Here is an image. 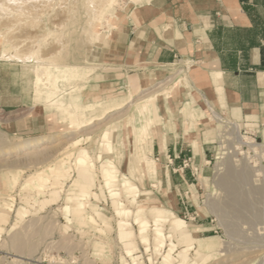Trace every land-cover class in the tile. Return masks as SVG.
Wrapping results in <instances>:
<instances>
[{"label": "rangeland", "instance_id": "obj_1", "mask_svg": "<svg viewBox=\"0 0 264 264\" xmlns=\"http://www.w3.org/2000/svg\"><path fill=\"white\" fill-rule=\"evenodd\" d=\"M71 1L49 59L95 68L88 53L149 0H115L103 9L97 36L88 25L95 14L91 0ZM2 46L0 39V60L15 62L1 56ZM1 63L0 90L12 79L19 98L0 100V264H264L263 126L206 96L223 117L213 118L187 63L145 79V88L121 83L83 91L87 80L72 81L77 87L64 97L75 109L72 118L53 109L61 98L37 94L21 62L23 70ZM182 70V83L156 92ZM22 80L29 82L24 99ZM148 91L155 98L74 127L84 118V103L121 101L129 93L136 99ZM23 119L29 129L16 126ZM32 139L36 143L23 146ZM163 139L182 145L180 153L172 149L179 162L158 151ZM60 160L69 164L67 173L57 171ZM44 170L47 182L37 177Z\"/></svg>", "mask_w": 264, "mask_h": 264}, {"label": "crops", "instance_id": "obj_2", "mask_svg": "<svg viewBox=\"0 0 264 264\" xmlns=\"http://www.w3.org/2000/svg\"><path fill=\"white\" fill-rule=\"evenodd\" d=\"M150 1L94 46L95 53H88L87 63L98 66L83 91L115 89L121 83L134 89L183 60L191 83L197 85L205 102L207 96L232 115L256 120L264 130V0ZM0 62L6 68L12 64L21 68L14 62ZM213 74H219L220 94ZM22 82L24 99L29 82ZM16 94L10 79L0 90V100L17 101ZM29 124L23 119L16 126L26 130ZM176 147L182 152V145L175 141L163 139L156 144L159 152L166 150L167 156H173L170 160L179 162L173 155Z\"/></svg>", "mask_w": 264, "mask_h": 264}, {"label": "bare ground", "instance_id": "obj_3", "mask_svg": "<svg viewBox=\"0 0 264 264\" xmlns=\"http://www.w3.org/2000/svg\"><path fill=\"white\" fill-rule=\"evenodd\" d=\"M114 1L91 0L90 5L93 3L94 9L92 11L95 10V14L92 18L90 17L91 20L88 25L95 33V36L99 33L96 30V25H103L105 21L101 14L103 9L111 7ZM72 2L74 1L0 0V39L3 44V54L1 56L5 60L19 61L22 63V67H26L34 76V84L36 85L38 95L45 93L48 96L61 98L62 100L53 103V109L61 112L67 118L75 116V109H70L72 106L64 100L65 95H70L71 93L72 96V91L77 87L75 85L71 86V82L85 81L95 70L94 66L62 65L49 59L51 53L60 44V39L56 37L58 35H55V32H58L69 18L70 11L73 8ZM184 73V71H180L175 76L168 78L163 84L156 87L158 89L156 92L158 94L159 92L162 94L169 93L177 82H183ZM213 79L216 90L220 94L222 87L218 83L220 80L219 74H213ZM66 84L69 85L68 90L64 88ZM147 86L146 82L142 85L143 88ZM156 94L154 91H148L141 97L133 99L129 93L126 99L121 101L91 100L83 104L82 109L85 111L84 118L74 122V127L78 130L91 125L95 121L108 117L116 110L127 107L129 102L138 103L150 100L155 98ZM205 103L209 106L213 118L218 120L223 119L218 112L211 108L208 102ZM234 128L238 130L236 123L234 124ZM34 143H36V139L26 142L23 146H29ZM16 145H8L6 149L11 146L16 147ZM255 145L258 144L255 143ZM60 161V164H57V171L67 173L69 164L66 165L67 162L64 160ZM38 173H40L37 176L40 181L47 182L49 180V174L45 170ZM129 183V180H125L124 185L130 187ZM83 218L86 220L90 219V221L91 219L93 220L89 215H84Z\"/></svg>", "mask_w": 264, "mask_h": 264}]
</instances>
